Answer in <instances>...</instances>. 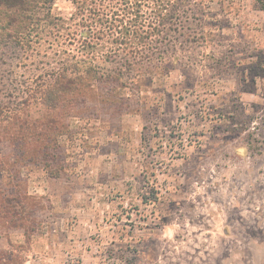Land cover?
<instances>
[{"label": "rangeland", "instance_id": "rangeland-1", "mask_svg": "<svg viewBox=\"0 0 264 264\" xmlns=\"http://www.w3.org/2000/svg\"><path fill=\"white\" fill-rule=\"evenodd\" d=\"M176 1L138 78L66 112L36 95L57 39L0 43V264H264V0Z\"/></svg>", "mask_w": 264, "mask_h": 264}, {"label": "trees", "instance_id": "trees-1", "mask_svg": "<svg viewBox=\"0 0 264 264\" xmlns=\"http://www.w3.org/2000/svg\"><path fill=\"white\" fill-rule=\"evenodd\" d=\"M55 1L0 0V9L14 15L0 27L7 32L0 43L12 41L17 47L30 48L36 41L40 43L44 33L57 39L69 63L59 60L62 67L49 75L51 83L38 84L36 95L45 107L58 112H66L67 101L74 97L105 99L116 95L126 81L138 78L141 67L152 61L149 38H162L165 24L178 15L177 8L170 9L161 0L152 7L149 0H70L74 11L60 17L51 14ZM188 1L177 0L176 5ZM156 60L161 62L162 57ZM98 62L113 67L106 70ZM70 112L76 114L78 108L71 106ZM50 130L42 133L49 137ZM8 195L16 196L13 189L0 192V219L12 215L5 202ZM13 199L19 206V200Z\"/></svg>", "mask_w": 264, "mask_h": 264}]
</instances>
